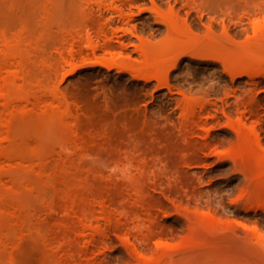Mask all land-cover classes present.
<instances>
[{"label": "rangeland", "instance_id": "374dc122", "mask_svg": "<svg viewBox=\"0 0 264 264\" xmlns=\"http://www.w3.org/2000/svg\"><path fill=\"white\" fill-rule=\"evenodd\" d=\"M152 1L0 0V87L12 100L0 102V120L10 121L0 124V264H142L157 261L161 243L178 242L192 250L181 264H264V75L253 68L232 80L224 67L264 58V41L244 47L247 33L233 42L218 24L206 38L212 16L186 9L168 34ZM154 1L163 12L174 4ZM214 3L232 23L245 11L239 0ZM251 95L261 102L246 122L262 127L259 138L221 113L224 98L234 109ZM205 100L220 110L202 116ZM192 112L195 134L182 139ZM234 150L249 156L236 160ZM126 218L143 232L155 220L156 235L133 238L130 251L114 227Z\"/></svg>", "mask_w": 264, "mask_h": 264}, {"label": "bare ground", "instance_id": "6f19581e", "mask_svg": "<svg viewBox=\"0 0 264 264\" xmlns=\"http://www.w3.org/2000/svg\"><path fill=\"white\" fill-rule=\"evenodd\" d=\"M171 1L172 0H170V3H171ZM252 2H253V0H239L240 7L242 9H245V11L233 23L231 22V20H233L232 17L229 14H227L222 7H218L217 4L214 3V0H174V4L168 12H163L161 9L162 4H158L157 1L153 0L152 6L149 9L152 13V16L159 23H162L166 27V31L168 32V34L175 33V32L179 31L178 16H179L181 10L186 9L188 14H190L192 10H195L198 13H209L212 17L210 18V20L206 26V30H205L206 38L211 39V35L214 34L216 29H217L216 24H218L222 27V30H223L222 35L223 36L221 35V37H223V38L227 37L228 40H230L231 36L238 37L241 34H246V33L248 34V32H250L249 30L251 29V31L254 33V37L250 38L249 37L250 35L247 36V34H246V36L244 35L246 37L245 38L246 40H244V43L243 42L241 43V45L243 44L244 47H250V45H252V43H254V40L259 38V37H262L261 40L264 41V17H262V19L260 17L264 14V0H261L259 2L258 7L251 6ZM219 18H221V19L218 20ZM230 23H232V24H230ZM239 27L243 28V29L239 30L240 32L238 30H236ZM89 36H88V39H89V41H91ZM108 36L109 35L106 36L107 41L108 40L111 41L112 37H108ZM110 38H111V40H110ZM230 41L234 42L233 39H231ZM191 46L192 47L189 46L188 49H200L198 44H197L198 48H195V45H191ZM89 48L91 49L90 52L95 57L94 59H96V60H94L95 62H97V63H104L105 62V57L101 58L100 54L97 53L99 51V49H102L101 46H99V45L96 46V45L92 44ZM140 49H143V53L145 54L144 49H146V46L142 45L140 47ZM97 54H99L101 59H99V57L97 58ZM177 61H175L174 65H177V63H178ZM236 62L238 63V61H235V63ZM232 63H234V62L230 61V63H228V64L226 63L227 65L224 63L225 70L228 69L229 73L231 74L232 80H235L237 77H241L243 74H250V70L253 68H259V69H257L258 71L256 70L257 75H258V72H260L259 74L264 75V58L254 59L253 62L251 61L249 64L246 65V67H242V68L239 67L240 66L239 63H241V62H239L238 64L236 63L237 65H234L235 63L234 64H232ZM230 64H232V65H230ZM151 67H152V63L150 61L149 62L147 61L146 63H144L143 68L145 70H149V69H151ZM156 77L159 79L158 86H167L169 88V83L166 80V78H164L159 73H157ZM181 93L183 95V99L181 100L182 105L190 106L191 100L189 98H187L185 92H181ZM61 95H62V90L59 87H57L52 92V97H53L52 100L57 101L61 105L63 103V99H64L63 96H61ZM7 97H8V95L5 92V90L1 89V87H0V102L2 100H5V103H3L5 108H8L12 105V100L9 99V97L7 99ZM215 101H213V102L211 100L210 101L209 100L203 101L201 103V109H200L201 113L200 114L203 116L204 113H210L211 110H214V111L220 110V108L217 109L218 103H216ZM27 102H30V101H27ZM260 102H261L260 99L256 95L255 96L251 95V97H249V98L246 97V98H243V100L242 99L236 100L234 109H231V108L224 107L225 104L228 103V99L226 100V98H224V100H222V103L224 105L221 108V113H222V116L226 117L229 120L228 125L232 126V128H234L239 134H241L242 132L244 133L246 131V129H249V128L252 129V132L257 134L256 129H260L262 127L259 126L260 128H257V126H256L257 123L255 124V126L253 124V128L251 126L249 127L247 125L246 121L254 116L255 110L260 106ZM242 107L244 108V110ZM234 110L236 112H237V110L242 111V112H240L241 116L240 115L238 117L236 116L237 118L234 119L232 117V113ZM214 117H216V115ZM195 118H196L195 112H192V114L188 117V123H187L188 127H191V128L180 131V133H181L180 138H182V139L186 138L188 140H191V138L195 134L194 128H193V125H195L197 122V120ZM1 119H2V120H0L1 126H3L2 124H4V126L10 125V121H8V120L5 121L4 120L5 118H1ZM6 119H8V118H6ZM202 123L206 124L204 121H202ZM246 127H248V128H246ZM1 133H2V131H1ZM256 136H258V134ZM257 138H259V136ZM245 140L246 139H244V144H246ZM240 148H241V150L242 149L246 150L244 147L243 148L240 147ZM237 150H234V153L236 151V154H232L234 159H236V160L239 158L245 159V157L247 158V156H249V154L248 155L246 154L247 156H245V154L242 152L243 154L239 153L241 155V157H239L240 155L238 154ZM244 150H242V151H244ZM235 155H237L236 158H235ZM242 157H244V158H242ZM247 160L249 162L250 158H248ZM247 160H245V161H247ZM2 170H4L3 165H2V168H0V176H1ZM263 195H262V197L264 199ZM197 197H198L197 194L194 193L192 195V197L189 198L188 201L198 200ZM151 198L158 201V203H161L160 199L156 198L155 196H151ZM261 207H262L261 208L262 211L264 212V205ZM166 208L167 207L163 204L162 206H159L158 210H164ZM175 212L179 215H182V217L184 216L185 218H188L187 217V215L189 214L188 209H185V210L175 209ZM103 213L106 215V211H103ZM155 214H157V213L155 212ZM82 220H83L82 222H85V219H82ZM149 221H150V224L148 225L146 232H143V230H141V229L135 230V228L138 227L137 222L132 220V219H128V218H126L124 221L114 222V227L125 232L126 242L129 245H133V247H134L133 249L131 247H128L129 250L132 251V250L138 249V248H136V244L132 243L133 238L136 239L137 241L142 242V241H145L146 238H151L154 235H156V233H157L156 228L159 226L157 225L155 220L149 219ZM85 226H87V225H85ZM88 226L85 228L83 227V228L87 229ZM229 228L232 229L233 227H229ZM192 229H193V227H188V230H192ZM221 229L225 230L223 228H221ZM232 231L234 232V234H237V236H239L238 233H240L241 229L237 226ZM82 233H85V231H82ZM242 233L243 232L241 231V234ZM240 236H242V235H240ZM249 239L252 241L253 237L249 235ZM260 242L262 243V241H259L258 244H261ZM159 249H160V251H159V254L157 257V261H154L152 259H148V260H145V262L142 264H162L163 262H165V264H167V262H168V264H181L184 261V258L187 257L191 253L190 251H192L190 248H187L183 242L161 243ZM153 262H156V263H153ZM63 263H64V260H63ZM60 264H62V263L60 262Z\"/></svg>", "mask_w": 264, "mask_h": 264}]
</instances>
